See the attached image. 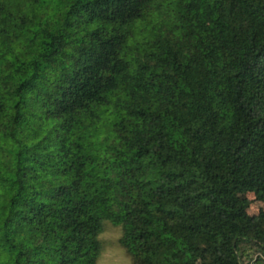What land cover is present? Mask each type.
<instances>
[{
    "label": "trees",
    "instance_id": "trees-1",
    "mask_svg": "<svg viewBox=\"0 0 264 264\" xmlns=\"http://www.w3.org/2000/svg\"><path fill=\"white\" fill-rule=\"evenodd\" d=\"M254 202L264 0H0V264H264Z\"/></svg>",
    "mask_w": 264,
    "mask_h": 264
},
{
    "label": "rangeland",
    "instance_id": "rangeland-1",
    "mask_svg": "<svg viewBox=\"0 0 264 264\" xmlns=\"http://www.w3.org/2000/svg\"><path fill=\"white\" fill-rule=\"evenodd\" d=\"M253 198V195H250ZM259 202H254L250 212L258 213L263 208ZM122 234V229L110 222L105 223L104 232L101 235V240L104 242L99 264H131L130 257L126 251L120 246L119 239Z\"/></svg>",
    "mask_w": 264,
    "mask_h": 264
}]
</instances>
